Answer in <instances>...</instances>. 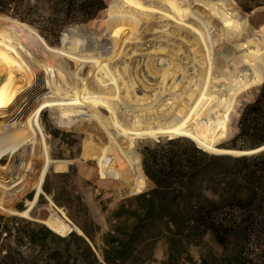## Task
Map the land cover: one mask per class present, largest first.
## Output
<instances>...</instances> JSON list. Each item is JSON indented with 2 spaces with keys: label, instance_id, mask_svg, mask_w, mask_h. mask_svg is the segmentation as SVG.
<instances>
[{
  "label": "bare ground",
  "instance_id": "1",
  "mask_svg": "<svg viewBox=\"0 0 264 264\" xmlns=\"http://www.w3.org/2000/svg\"><path fill=\"white\" fill-rule=\"evenodd\" d=\"M234 3H156L148 18L156 20L159 11L161 19H171L180 29L177 40H171L170 30L162 37L177 48L158 60L150 56L142 66L129 57L137 41L133 30L122 28L110 41L98 38L83 47L49 50L34 29L0 16V153L7 155L9 178H34L32 184L14 186L17 179L0 180V212L31 219L30 211L44 196L48 205L35 220L62 238L84 237L43 191L51 165L59 163L48 151L44 112L61 129L82 127L86 120L104 132L105 143L86 135L81 161L96 163L103 179L114 178L121 198L147 190L137 140L185 137L206 153L232 158L263 152L264 147L249 153L218 149L233 132L241 95L264 83V26L253 30ZM164 28L158 21L148 25V31ZM26 185L34 189V200L26 211L15 212L10 206Z\"/></svg>",
  "mask_w": 264,
  "mask_h": 264
},
{
  "label": "rangeland",
  "instance_id": "2",
  "mask_svg": "<svg viewBox=\"0 0 264 264\" xmlns=\"http://www.w3.org/2000/svg\"><path fill=\"white\" fill-rule=\"evenodd\" d=\"M160 1L101 0L96 9L94 0H0V16L34 29L49 50L83 47L98 38L110 41L119 38L122 28L133 30L137 41L132 43L129 57L142 66L150 56L158 60L177 48L163 39L168 30L171 40H177L180 33L171 19H161L159 11L156 20L148 18ZM232 1L253 30L264 26V0ZM156 21L165 28L148 31V25ZM262 87L241 95L233 132L218 149L249 153L264 147L230 148L232 142L247 146L243 139L235 140L239 122L244 108L257 100ZM103 117L109 119L110 115L103 112ZM42 121L51 159L59 162L51 165L43 191L85 238L75 233L62 238L37 222L48 205L40 196L30 211L31 219L0 212V264H264V203L258 212L255 207L237 208L224 201L230 193L227 188L238 194V184L228 179L238 158L211 155L185 137L137 140L135 151L147 190L121 198L114 178L103 179L96 163L81 161L86 135L106 142L97 125L85 120L82 127L64 130L49 112L42 114ZM6 157L0 153V180L9 183L17 179L11 186L34 182L31 176L9 178L13 173L7 168ZM26 186L24 195L10 206L15 212L26 211L27 202L34 200V189ZM213 203L220 205L214 217Z\"/></svg>",
  "mask_w": 264,
  "mask_h": 264
},
{
  "label": "trees",
  "instance_id": "3",
  "mask_svg": "<svg viewBox=\"0 0 264 264\" xmlns=\"http://www.w3.org/2000/svg\"><path fill=\"white\" fill-rule=\"evenodd\" d=\"M101 5V0H94ZM95 7V5H93ZM257 100L246 106L242 112L239 122L240 133L235 140H244L248 143L245 147L236 146V142H232L230 148L248 149L259 148L264 145V83ZM257 150V149H256ZM236 169L231 172L228 179H231L235 185L238 194L233 189L228 190V198L224 201L233 204L234 207L250 209L255 207L258 212L262 211V203H264V152L253 157H242L234 160ZM234 185V186H235ZM242 195L239 197V195ZM225 203V202H224ZM220 210V205L213 203V217ZM209 212V211H208ZM206 211L205 215H208ZM247 221L250 219L247 218Z\"/></svg>",
  "mask_w": 264,
  "mask_h": 264
}]
</instances>
